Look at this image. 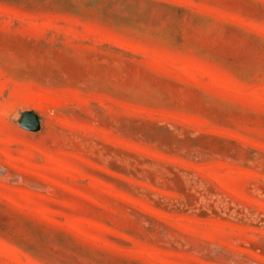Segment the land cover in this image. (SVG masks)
Returning <instances> with one entry per match:
<instances>
[{
  "label": "rangeland",
  "instance_id": "rangeland-1",
  "mask_svg": "<svg viewBox=\"0 0 264 264\" xmlns=\"http://www.w3.org/2000/svg\"><path fill=\"white\" fill-rule=\"evenodd\" d=\"M0 264H264V0H0Z\"/></svg>",
  "mask_w": 264,
  "mask_h": 264
},
{
  "label": "water",
  "instance_id": "water-1",
  "mask_svg": "<svg viewBox=\"0 0 264 264\" xmlns=\"http://www.w3.org/2000/svg\"><path fill=\"white\" fill-rule=\"evenodd\" d=\"M20 124L33 131H36L39 129L40 122L34 111L25 110L22 113V119L20 121Z\"/></svg>",
  "mask_w": 264,
  "mask_h": 264
}]
</instances>
